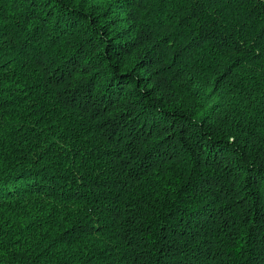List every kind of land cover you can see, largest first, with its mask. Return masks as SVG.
I'll list each match as a JSON object with an SVG mask.
<instances>
[{"label":"trees","instance_id":"16d2710c","mask_svg":"<svg viewBox=\"0 0 264 264\" xmlns=\"http://www.w3.org/2000/svg\"><path fill=\"white\" fill-rule=\"evenodd\" d=\"M0 264H264V0H0Z\"/></svg>","mask_w":264,"mask_h":264}]
</instances>
